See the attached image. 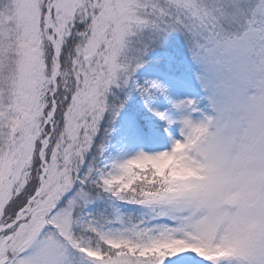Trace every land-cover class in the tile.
I'll list each match as a JSON object with an SVG mask.
<instances>
[{"label":"snow or ice","instance_id":"1","mask_svg":"<svg viewBox=\"0 0 264 264\" xmlns=\"http://www.w3.org/2000/svg\"><path fill=\"white\" fill-rule=\"evenodd\" d=\"M0 264H264V0H0Z\"/></svg>","mask_w":264,"mask_h":264}]
</instances>
